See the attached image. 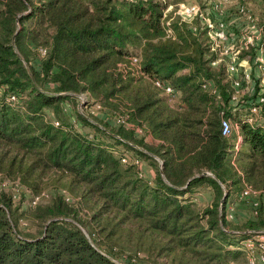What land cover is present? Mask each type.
<instances>
[{
	"label": "trees",
	"instance_id": "16d2710c",
	"mask_svg": "<svg viewBox=\"0 0 264 264\" xmlns=\"http://www.w3.org/2000/svg\"><path fill=\"white\" fill-rule=\"evenodd\" d=\"M167 6L0 0V180L40 195L27 213L35 234L18 229L12 196L0 195V264H134L119 259L125 249L170 264L247 261L244 240L264 230V200L241 226L228 224L225 208L235 195L249 205L239 199L246 185L264 190V123L234 116L246 109H232L227 56L213 65L219 56L198 20L172 18ZM255 55L250 48L237 57ZM78 94L123 122L91 120L79 112ZM221 112L238 120L239 145L233 133L221 135ZM63 178L75 202L42 191ZM202 187L212 198L200 208Z\"/></svg>",
	"mask_w": 264,
	"mask_h": 264
},
{
	"label": "rangeland",
	"instance_id": "374dc122",
	"mask_svg": "<svg viewBox=\"0 0 264 264\" xmlns=\"http://www.w3.org/2000/svg\"><path fill=\"white\" fill-rule=\"evenodd\" d=\"M168 6L165 10L166 13H169L171 17L173 18L176 15H173V11L177 10L179 7L182 9L186 7H199L204 15L207 18H211L212 16H217L218 19H222L226 21L228 24L232 25L229 29H231V32H234V34H238L241 32H246L250 30V27L253 25L256 29L263 28L264 29V0H167ZM220 5V6H219ZM173 10V11H170ZM239 12V14L237 13ZM189 23L193 24L192 21H187ZM238 44V43H237ZM236 44V45H237ZM250 49V48H249ZM224 56L218 57L223 58ZM255 57H262L264 62V47L262 49V52L255 55ZM251 58L249 56H246L244 59L237 57L238 59V67H239V80L243 79L241 82V89H240V99H243V97H247L250 100L255 99V94H258L259 91V85L257 87L255 86V81L261 79L262 76H264V64L259 66L260 59L256 62L257 58ZM225 62L228 63L232 59L229 57H224ZM258 63V64H257ZM242 70V72H241ZM254 76V78L252 77ZM253 92V93H252ZM250 93L251 96L249 95ZM79 98L78 103V110L80 113L84 115H89L90 119L92 117H96L100 122H104L107 125L111 127H116L118 125L117 119L118 115L113 114L107 110L102 109L96 104H93L92 100L87 97L85 94H78ZM246 100V99H245ZM254 101V100H253ZM244 102V101H243ZM65 106H68L65 104ZM70 107V106H69ZM244 109V108H243ZM245 112V113H244ZM258 113H261L260 115H256L254 120L256 122L264 123V104L260 106V111ZM234 116H237L238 119H243L244 115L246 114V111L243 110V113H234ZM232 124V133L231 136L234 137L232 139V142L235 139V143L240 140L237 139L236 135L234 134V130H238L239 123L238 120L230 119ZM82 131L86 132H92L90 128L85 127L81 128ZM238 140V141H237ZM240 142V141H239ZM117 151L120 150V147L116 148ZM144 161V160H143ZM148 166V167H147ZM142 170L145 171V169L149 170L151 168L150 165L146 161H144V164L141 166ZM209 173L208 171H206ZM55 174V173H54ZM149 174L150 171H149ZM55 175H58L55 174ZM15 181V180H14ZM59 182V185H58ZM57 184H51L49 182L44 188L43 192L46 193V195L54 194L55 192H60L63 194V196L71 202H75L77 197L74 196V194L66 192L62 188V184L67 182L66 178L59 180ZM11 180H3L0 181V195L2 193H6L11 196V189L10 187ZM61 183V185H60ZM24 189V192L21 193L19 199H12V208L15 211V216H20L18 229L22 233H31L35 234L38 230L36 225L31 221L30 218H28L27 213L30 208H32L30 204V199L32 196H34L33 192L26 188L25 186L21 185ZM59 189V190H58ZM210 188L202 187L198 189L196 196V204L198 207L202 208L209 204L211 201L212 195H211ZM228 204H233L234 206V216L231 221H227L229 225L231 226H241L244 222L247 221V219L251 218V208L248 204L245 202H241L237 199V195H235L234 198L228 202ZM24 214V215H22ZM132 239L135 237L133 236ZM154 242V241H153ZM154 245V243H153ZM126 253L123 254L124 256H119V259L123 262H130L134 264H170V258L163 256H157L155 253L149 255L148 253H145L143 251L136 252L134 250H123ZM131 258H130V255ZM118 255V254H117ZM126 255V256H125ZM136 255V259L133 260L132 257ZM126 257V258H125ZM130 258V260H129ZM176 264V262H175ZM190 264H195L193 260H190ZM200 264V263H197ZM229 264H247V261L244 259H238L236 261H230Z\"/></svg>",
	"mask_w": 264,
	"mask_h": 264
},
{
	"label": "built area",
	"instance_id": "2783aa9c",
	"mask_svg": "<svg viewBox=\"0 0 264 264\" xmlns=\"http://www.w3.org/2000/svg\"><path fill=\"white\" fill-rule=\"evenodd\" d=\"M173 15L179 16L183 21H192L197 19L200 29H204L206 31V35L210 43V50L215 52L219 57L227 56L232 59L230 62L226 63L229 73L235 76L233 82L235 90L232 96L231 103L233 106L232 109H236L238 107L246 109V114L244 115L243 119L248 123H253L255 116L261 114L258 113L260 111V106L264 104V76L259 79V91L258 94H256L255 99H253L254 101L247 98L246 100H244V104L243 101L240 104V96L243 93L240 95L241 82L238 78L239 67L237 63V56L242 50H249V48H254L256 54L262 52V49L264 47V29H256L253 23L249 31L234 34V32H231V29H229L232 25L228 24L222 19H218L216 15L212 16L211 18H207L204 15L203 11L196 6L186 7L183 9L182 7H179L177 10L173 11ZM168 23L169 22L167 21V24ZM193 29L196 30V26H193ZM167 32L168 35L172 34V31L170 29H167ZM255 58H257L256 62L260 59L259 66L264 64L262 57ZM220 60L221 58H218L217 60L212 61V64L216 65ZM136 61L137 59L134 58L133 63H135ZM155 85L164 89V91L171 97L175 96L174 89L171 86L166 85L159 80L155 81ZM203 86H211V93L219 97L218 90L213 86V83L211 81L205 82ZM252 93H250L249 95L251 96ZM10 100L13 102L17 101L15 96H11ZM122 122V120L117 119L118 124H121ZM136 131L138 133H141V130L139 128H136ZM220 133L224 137H229L232 133L231 120L229 117L225 116V113L222 112L220 113ZM122 161L126 162L127 158L124 156L122 158ZM134 162L139 163V160L134 159ZM8 187H10L11 189L12 199H19L21 193L24 192L23 187L18 181H11L10 186ZM260 197L264 200V190H256L250 185H246L239 193V199L249 203L252 216H256L258 214L260 207ZM38 201H40V195L32 196L30 199V204L35 205ZM233 210V204L226 205L225 219L227 221H231L233 219ZM263 231H259V234H256L254 239L244 240L243 248L247 253V264H264Z\"/></svg>",
	"mask_w": 264,
	"mask_h": 264
},
{
	"label": "water",
	"instance_id": "95a60500",
	"mask_svg": "<svg viewBox=\"0 0 264 264\" xmlns=\"http://www.w3.org/2000/svg\"><path fill=\"white\" fill-rule=\"evenodd\" d=\"M160 173H161V175H162V177H164V174H163V171H162V169H160ZM202 174H205V175H210V176H212L213 177V175H212V173H207V172H204V173H202ZM186 186V185H185ZM185 186H183V187H185ZM226 192H224V194H223V197L221 198V201H220V210H222V204H223V202H224V199H225V197H226ZM264 232V231H263Z\"/></svg>",
	"mask_w": 264,
	"mask_h": 264
},
{
	"label": "crops",
	"instance_id": "0c3cea01",
	"mask_svg": "<svg viewBox=\"0 0 264 264\" xmlns=\"http://www.w3.org/2000/svg\"><path fill=\"white\" fill-rule=\"evenodd\" d=\"M237 129H238V130H234V132H235L234 134L236 135L237 139H238V140L240 139L239 141H241V136H240V133H239V128H237ZM238 140H237V141H238ZM239 141L237 142L236 146L239 145V143H240ZM149 171H150V173L152 174V171H151L150 169H149V170L145 169V173H146L147 175H151V174H149Z\"/></svg>",
	"mask_w": 264,
	"mask_h": 264
}]
</instances>
